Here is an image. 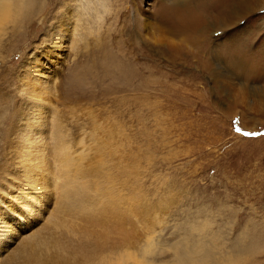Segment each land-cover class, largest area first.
Segmentation results:
<instances>
[{"label":"rangeland","instance_id":"obj_1","mask_svg":"<svg viewBox=\"0 0 264 264\" xmlns=\"http://www.w3.org/2000/svg\"><path fill=\"white\" fill-rule=\"evenodd\" d=\"M27 1L28 15L15 10L0 23V178L11 165L15 171L18 164H37L27 169L30 179L21 177L46 178L41 184L50 204L40 228L49 211L77 224L63 227L75 254L63 248L62 234L39 233L61 244L52 263L40 264H106L104 257L123 253L129 256L121 264H185L181 257L264 264V106H230L200 63L201 46L168 55L143 42L135 33L133 0H108L110 10L94 23L99 32L80 41L73 34L68 41L49 36L80 0ZM216 1L228 9L230 0ZM251 1L255 11L241 23L255 32L264 0ZM205 26L201 21L199 28ZM99 45L110 53L107 61L98 56ZM254 47L263 59L264 31ZM29 57L41 63H26ZM24 63L29 72L17 73ZM42 64L50 67L43 71ZM56 134L87 156L67 161ZM76 187L85 198L81 207L67 196ZM36 219L32 214L30 221ZM38 224L16 225L0 250L19 251V241ZM82 242L90 246L86 256Z\"/></svg>","mask_w":264,"mask_h":264},{"label":"bare ground","instance_id":"obj_2","mask_svg":"<svg viewBox=\"0 0 264 264\" xmlns=\"http://www.w3.org/2000/svg\"><path fill=\"white\" fill-rule=\"evenodd\" d=\"M80 2L79 8H75L76 10L71 15L65 14V25L61 23L56 25L49 35L50 37L58 36L60 40L68 41L69 35L73 34L80 41L88 39V33L92 35L93 33L97 34L96 30L99 32V28L97 29L94 23L97 19L103 17L102 12L110 10L108 0H80ZM133 2L134 6L132 5V8L134 7L136 14L134 22L135 33L153 50L159 49L168 55H179L186 48L191 49L193 53L195 51L200 52L201 46L204 60L200 61V63L204 67V71L210 73L212 80L216 81V89H223L228 94L230 106L238 109L237 104H239L247 108L248 111L264 106V58L257 59L254 55V46L264 31V14L258 19L255 32L250 31L249 28L245 30L247 25L241 23V17L255 11L251 0H230L227 10L224 9L225 5L219 2L217 4L216 0H212L211 3L206 0H140V3L137 0H133ZM27 6L30 7V3L28 5L27 0H24L22 4H18V0H0V23L4 24L8 20L7 18L14 14L15 10L28 15L30 10L24 11ZM86 14L88 16L85 19ZM201 21L206 22L205 28H199ZM12 23H15V19ZM87 23L90 25L89 27ZM82 26L86 31H79ZM224 29H229L228 33H224L225 36H216L215 32L217 30ZM83 32L86 34H82ZM77 34L81 38H78ZM209 37L213 38V42H210L211 45L205 40H210L211 38L209 39ZM105 48L103 49L102 45L98 46L97 53L98 56H101V59L110 55L107 52V48ZM30 57L26 63H32L36 66L37 63H41L38 57L34 59ZM132 57H128L126 60L134 61ZM26 63L23 64L19 71L23 75L29 72L26 70L30 69V66ZM49 67L48 64H42L39 69L45 71ZM116 73L114 71V75ZM27 87L28 84H25L24 88L26 89ZM23 114L26 115L25 112ZM55 141L58 144L59 151L67 161L72 158L87 156L85 149L78 153L71 151L70 144L61 134H56ZM22 149L23 147L17 149L18 151L20 150V153L16 152V157L21 158ZM107 155L109 156V154ZM39 157L42 160L41 154H39ZM14 167L11 165L12 171L5 175L8 180L0 178V194H2L0 195V216L14 217L18 215L20 219L15 221V225L22 227L23 224H27L25 229H30L39 223V217L47 211L50 204V197L46 190L48 187L41 184L46 178L44 176L38 177L36 181L33 180L32 182L26 180L30 179L33 176L32 172L38 169V165L35 163H29L24 169L22 165L18 164L16 170L13 171ZM27 169L33 171L28 173ZM42 169V173L48 172L47 166H43ZM22 175L26 179L21 177ZM67 196L72 204L80 207L85 204V198L80 187L68 191ZM15 204L21 208H27L29 215H24L14 210L12 206ZM33 205H38L40 211H35ZM34 213L37 215V219L30 221V217ZM43 218L46 219L45 226L40 228L38 224L39 226L34 227L36 229H32L33 231L27 235L29 236L28 239H23L24 237H22L18 243L19 251L6 249L10 250L6 256L8 258L7 264H40L41 261L52 263L51 260L56 258L59 253L54 247H59L61 244H58L59 240H55L53 244L49 237L39 236L41 232L46 234L58 232L62 234L63 248L75 254V247H70L67 242L72 236L67 235L66 231L63 230L64 226H76L75 220L65 215L57 216L55 212L53 216V211H49L48 215L43 216ZM72 228L75 230L74 226ZM85 243L86 247L82 250V254L86 256L90 246L88 242H82V244ZM128 256V253L119 254L115 257L106 256L103 262L106 264H117L119 262L121 264L127 260ZM179 261L185 264H198L191 258L185 259L181 257Z\"/></svg>","mask_w":264,"mask_h":264},{"label":"snow or ice","instance_id":"obj_3","mask_svg":"<svg viewBox=\"0 0 264 264\" xmlns=\"http://www.w3.org/2000/svg\"><path fill=\"white\" fill-rule=\"evenodd\" d=\"M61 2H64V0H61ZM56 7H60V4L58 3ZM22 67L23 65L20 66V68ZM20 68L16 70L17 73L20 71ZM3 91L4 89L0 87V93H3ZM237 131H240V129H237ZM245 135H249V133H245ZM3 180H8V177L7 176L3 177ZM33 208L37 212L40 211V208L38 205H33ZM17 212L22 213L24 215H29L27 208H21L17 206ZM19 219L20 217L18 215L14 217L13 216H9V217L0 216V248H2V246L7 243V239H6L7 237L13 236L12 230L16 226L15 221H18ZM15 239L18 240L19 237H15ZM14 246L15 245H13V247ZM7 255H8V250H0V259H3Z\"/></svg>","mask_w":264,"mask_h":264}]
</instances>
